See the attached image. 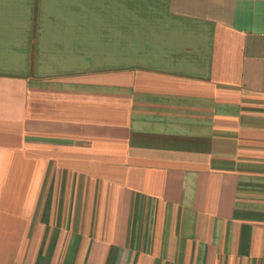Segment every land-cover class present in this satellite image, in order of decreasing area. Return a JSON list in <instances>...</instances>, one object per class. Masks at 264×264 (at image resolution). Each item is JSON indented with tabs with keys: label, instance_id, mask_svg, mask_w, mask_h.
<instances>
[{
	"label": "crops",
	"instance_id": "1",
	"mask_svg": "<svg viewBox=\"0 0 264 264\" xmlns=\"http://www.w3.org/2000/svg\"><path fill=\"white\" fill-rule=\"evenodd\" d=\"M0 264H264V0H0Z\"/></svg>",
	"mask_w": 264,
	"mask_h": 264
}]
</instances>
